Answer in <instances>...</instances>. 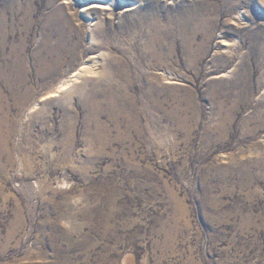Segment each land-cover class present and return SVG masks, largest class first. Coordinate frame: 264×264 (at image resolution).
<instances>
[{"label":"rangeland","instance_id":"rangeland-1","mask_svg":"<svg viewBox=\"0 0 264 264\" xmlns=\"http://www.w3.org/2000/svg\"><path fill=\"white\" fill-rule=\"evenodd\" d=\"M0 264H264V0H0Z\"/></svg>","mask_w":264,"mask_h":264},{"label":"bare ground","instance_id":"bare-ground-1","mask_svg":"<svg viewBox=\"0 0 264 264\" xmlns=\"http://www.w3.org/2000/svg\"><path fill=\"white\" fill-rule=\"evenodd\" d=\"M84 1H87V0H84ZM102 4L106 5V4H109V3L108 2H106V3L103 2ZM93 57H96V55H94ZM99 73H100V71L96 70L94 68V65L90 64L89 61L86 60L85 63L82 64V66L80 68L75 70L72 74L70 73L71 75L70 76L68 75L69 77H67V78L63 79L62 81H60L57 84L56 88L49 92V95L56 96V95H61L63 93L72 91L73 89H75V87H77V84L81 81V78L83 76L90 77L89 75H97ZM42 97H43V95H42Z\"/></svg>","mask_w":264,"mask_h":264}]
</instances>
